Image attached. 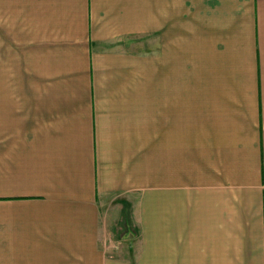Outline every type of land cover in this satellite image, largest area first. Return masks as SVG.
<instances>
[{
	"label": "crops",
	"instance_id": "crops-1",
	"mask_svg": "<svg viewBox=\"0 0 264 264\" xmlns=\"http://www.w3.org/2000/svg\"><path fill=\"white\" fill-rule=\"evenodd\" d=\"M0 264H264V0H0Z\"/></svg>",
	"mask_w": 264,
	"mask_h": 264
},
{
	"label": "rangeland",
	"instance_id": "rangeland-1",
	"mask_svg": "<svg viewBox=\"0 0 264 264\" xmlns=\"http://www.w3.org/2000/svg\"><path fill=\"white\" fill-rule=\"evenodd\" d=\"M121 222H122V220H121ZM113 243H114V247L117 246V248L119 249L118 252L123 253V251H126V250L129 251V252H131V249H129L127 247V243H128L127 241H125L123 244H121L120 242H118V243L113 242ZM108 244H110V243H108ZM108 247H109V250H112L110 246H108Z\"/></svg>",
	"mask_w": 264,
	"mask_h": 264
}]
</instances>
